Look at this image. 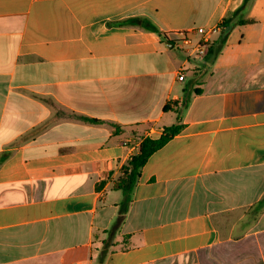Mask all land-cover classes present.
<instances>
[{"label":"crops","instance_id":"1","mask_svg":"<svg viewBox=\"0 0 264 264\" xmlns=\"http://www.w3.org/2000/svg\"><path fill=\"white\" fill-rule=\"evenodd\" d=\"M243 3L0 0V264H264V0L218 56L173 41ZM178 115L116 226L121 167Z\"/></svg>","mask_w":264,"mask_h":264},{"label":"trees","instance_id":"2","mask_svg":"<svg viewBox=\"0 0 264 264\" xmlns=\"http://www.w3.org/2000/svg\"><path fill=\"white\" fill-rule=\"evenodd\" d=\"M254 0H244L243 5L235 11L230 17L225 19L222 25V32L220 33L219 40L213 42L210 47V51L213 53H219L223 47L225 46L228 37L232 30L237 26L246 25L251 23L250 21L245 19L246 9L253 3ZM127 24H131L134 26H141L146 30L150 31H159L155 28V26L147 19L140 18H131L125 21ZM209 51V52H210ZM86 119V118H85ZM94 123H101L99 120H90ZM184 129V125L181 123L180 115L177 117V123L165 127L163 133L160 138L152 139L150 137L144 138L142 143L140 144L139 151L134 154L122 167L120 170L119 177L115 180L113 188L115 190L122 191L123 200L119 205V217L117 219L116 226L121 225L124 221L131 202L132 192L138 182L141 171L143 167L148 162L149 158L159 149L164 147L169 141H171L176 135L182 132ZM121 130L120 126H116L115 132ZM260 206H264V199L260 202ZM105 242V247H106ZM106 250L102 253L101 258H105Z\"/></svg>","mask_w":264,"mask_h":264},{"label":"built area","instance_id":"3","mask_svg":"<svg viewBox=\"0 0 264 264\" xmlns=\"http://www.w3.org/2000/svg\"><path fill=\"white\" fill-rule=\"evenodd\" d=\"M222 30V25L218 24L210 28L200 27L192 30L178 31L173 33V41L190 58L204 60L209 54L214 37L219 35ZM195 35L200 37L198 41L194 40ZM178 80H185L183 71L179 72Z\"/></svg>","mask_w":264,"mask_h":264},{"label":"rangeland","instance_id":"4","mask_svg":"<svg viewBox=\"0 0 264 264\" xmlns=\"http://www.w3.org/2000/svg\"><path fill=\"white\" fill-rule=\"evenodd\" d=\"M219 53H215L214 56H218ZM214 60L215 59H213V61ZM174 263L175 264H199V262L197 261V258H193V256L190 259H179V260L177 259Z\"/></svg>","mask_w":264,"mask_h":264}]
</instances>
